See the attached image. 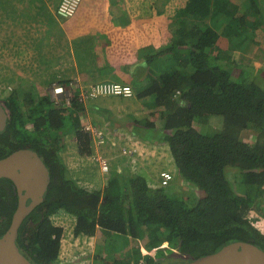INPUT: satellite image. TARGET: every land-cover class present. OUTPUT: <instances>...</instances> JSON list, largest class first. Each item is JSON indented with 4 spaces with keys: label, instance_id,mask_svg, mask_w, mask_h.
Listing matches in <instances>:
<instances>
[{
    "label": "trees",
    "instance_id": "obj_1",
    "mask_svg": "<svg viewBox=\"0 0 264 264\" xmlns=\"http://www.w3.org/2000/svg\"><path fill=\"white\" fill-rule=\"evenodd\" d=\"M175 1L173 11L164 12L168 0H136L145 8L139 15L171 17L179 36L144 57L147 65L158 59L175 62L153 80L149 71L150 86L137 96L155 94L160 103L175 83L182 84L175 90V110L163 117L159 129L181 179L196 195L177 187L174 178L167 186L149 184L150 169L137 166L140 152L119 157V167L110 166L102 186L88 179L79 184L61 153L70 137L78 156L93 153L91 139L81 128L84 102L74 94L70 105L63 100L56 104L48 94L28 90L18 98L12 90L2 100L8 113L0 131V158L31 151L48 170L43 201L24 217L17 235L19 247L36 264H91L89 250L65 252L61 241L95 234L102 240L97 252L112 255L107 264L139 262L141 251L130 248L131 239L142 240L147 250L157 248L154 255L141 256L143 264L203 259L231 241L264 249V233L249 219L264 206L258 200L264 196V82L254 76L255 62L242 66L229 55L230 62L222 43V35L230 48L249 38L264 54L259 5L264 0ZM192 17L197 22L186 29ZM197 117L203 119L204 131L195 128ZM145 125L156 128L153 122ZM245 129L255 131L252 142L242 138ZM16 206L12 181L1 178L0 236Z\"/></svg>",
    "mask_w": 264,
    "mask_h": 264
},
{
    "label": "crops",
    "instance_id": "obj_2",
    "mask_svg": "<svg viewBox=\"0 0 264 264\" xmlns=\"http://www.w3.org/2000/svg\"><path fill=\"white\" fill-rule=\"evenodd\" d=\"M85 1L72 18L63 19L56 14L52 0H0V16L2 11L14 7L20 11L21 19L16 25H8V21L0 17V33L6 32L7 42H20V58L26 59L23 63H27L29 68L26 76L21 78L34 82L37 88L43 84L49 96L50 85L55 81L64 85L72 83L71 88L67 87L75 95L100 81L129 84L133 90L129 98L102 96L85 101L84 118L90 124L107 130L108 138L115 139L116 143L131 144V137L142 141L144 135L136 134L134 123L147 126V122H153L156 128H160L163 117L175 110L174 99L177 96L174 93L182 89V84L175 83L172 93L160 103L155 94L137 95L150 86L149 71L153 73V80L175 61L169 60L168 65L162 64L160 59L151 65L145 62L144 57L156 51L157 44L151 28L152 16L139 15L145 8L141 4L136 5V0ZM144 26L149 28L145 30ZM84 44L88 46L85 47V55L89 62L80 67L74 52ZM15 55H19L18 52ZM152 112H157L155 117L151 116ZM163 136H159L157 141L148 140L150 145L142 149L149 148L151 154L157 149L166 152L168 146L163 142ZM156 162L160 164V160ZM177 179H181L179 173L174 177L175 183Z\"/></svg>",
    "mask_w": 264,
    "mask_h": 264
},
{
    "label": "rangeland",
    "instance_id": "obj_3",
    "mask_svg": "<svg viewBox=\"0 0 264 264\" xmlns=\"http://www.w3.org/2000/svg\"><path fill=\"white\" fill-rule=\"evenodd\" d=\"M158 1H160V4H161L162 2H165L166 0H158ZM57 2L58 0H52L53 8L56 6ZM85 2L87 1L82 0L80 6L84 5ZM167 3L166 4L164 3V6L166 7H164V9L162 10L164 12L167 11V9H171L173 11L176 5V1L168 0ZM259 5L261 8L262 16H264V6L261 4ZM13 8L14 7H12L9 10L1 12L3 15H1L0 17L2 18L3 21L4 19H6L8 21V25L11 23L12 25L13 24L16 25L17 22H20L21 20L20 11H17L18 9L16 8L13 9ZM28 9L29 8H27L26 10ZM169 18L171 17H168L167 15L164 16L163 14L155 13L152 16V20L150 19L151 24H152L151 28L154 34V38L156 40L155 44H157L156 48L166 45L168 43L167 42L168 39L170 40L179 39V36L176 33H174L176 21L170 20ZM53 19L54 18H51L50 20L53 21ZM193 19H194L193 17L191 19H187L188 26L186 27V29H191V26L193 25V23L197 22V20H193ZM1 28H3V26ZM5 34H6L5 31L3 35L0 33V106L3 108L4 112L7 114L8 111L3 107L2 100L4 96L10 93V91L15 90L16 96H18V98H22V95L27 90L39 96L47 94V90L43 88V84H41V88H37L38 85L34 84V82H28L24 80L23 78H21V76L22 77L26 76L27 72H29L28 71L29 68L27 67V63L26 64L23 63L26 59L20 58V42H9V41L7 42L4 37ZM222 38L224 39L222 43L224 45L227 44L226 46L227 48L226 47L224 48L222 47V48L223 50L227 51L225 55L228 57V59H229V55L230 56L235 55V60L233 62H236L237 64H241L242 66L249 65L251 62H255V66H254L255 75L254 76L255 78L264 82V54L260 52L258 45L248 38L240 42L239 43L240 45L236 46V48L235 47L230 48V42L228 41L227 36L222 35ZM3 40L5 42H3ZM76 43L77 42H75L74 45H76ZM82 47H84V49L81 50ZM82 47L80 49L79 47L75 48V52H74L75 58L77 59L78 63H80L79 64L80 67L89 62V59L86 56L87 51H85V47L88 48V46L84 44ZM17 52L19 55H15V53ZM177 57H180L181 59L184 58L183 54L181 53H179ZM229 61L232 62L231 59H229ZM260 67L263 69H261ZM130 77H133V76L130 75ZM8 87H10V89ZM71 93H74V92L71 91ZM176 95L177 94H175V96ZM50 96H51V93H50ZM156 114L157 112H152L151 116L155 117ZM83 116L85 117V114ZM84 117L83 119H86ZM202 121L203 119L201 118H198V117L195 118V128H197L199 131H204L205 129V126H203L204 121L203 122ZM134 124H136V126L134 127L135 132L142 133V135H144L142 136V141L140 145V148H141L140 154L137 156L138 158L137 166L138 167L145 166V168L148 167L150 169L151 172L149 173L150 174L149 179L151 180L148 181L149 184H151L152 186L158 184L159 182L158 168L166 169L170 171L174 177L177 176L178 172L173 163L172 156H171V153L168 147H167L166 152H162L160 149H157L155 150L154 154H151L149 148H145L144 149L146 150L145 152L142 149V147L144 146L148 147L150 145L149 144L150 140L157 141V138L163 135L162 130L159 128H149L148 126H142L139 123H134ZM134 124H132V126ZM105 132L107 133V130H105ZM255 134L256 133L254 130L245 129L242 131L241 136L244 140L248 142H252L255 139ZM154 147H158V146L155 145ZM98 151L107 156L112 155L113 147H111L110 143H108L107 145L100 147ZM61 155L63 157V160L66 166H68V168L70 169L69 174H71L73 177H76V179L78 180L77 182L79 184L85 183V181H81V179H88L90 180L89 182H91L92 180H95L99 182L97 184H101V186L104 184L105 175L99 171V168L95 160H93L91 157L84 158V157L78 156L75 151V143L71 137L67 139L66 146L64 148V151L61 153ZM148 156L150 158H148ZM156 160H160V164H157ZM111 163L115 168H117L119 167L120 162H119V159H116L115 161H112ZM185 183L186 181H183V179L176 180V184H178L176 185L177 187L187 189L191 192L192 195H196L197 190L195 188H192L191 190L188 187V185L186 186ZM259 199L261 201L264 200V196L259 197L258 200ZM249 219L255 227H257L262 233H264V206L263 207L260 206V208L256 212L251 213L249 215ZM131 240L132 242L130 244L132 247L130 248H133V250H135V247L139 248L141 253L144 254L145 256H148V255L152 256L155 254V250H147L145 248L142 240H140V243H138L137 239H131ZM106 241H107V236L105 235V237L103 238V243H105ZM101 242L102 240L100 239L98 234L97 235L95 234L93 237H81V238L70 237V238L62 239L61 241L63 245L62 247L64 248L65 252L70 251L72 249L77 250V251L81 249L89 250L92 253L91 264H107V262L111 260L112 255H110L111 257L110 256L108 257L104 254H100L101 252L99 253L97 252V247H99L98 245ZM120 251L123 253L122 250ZM113 255H114L113 257L116 259L124 258V257L119 258V253H118V256L115 253H113ZM141 256L137 264H143L144 257L142 258ZM132 259H134V256L132 257Z\"/></svg>",
    "mask_w": 264,
    "mask_h": 264
},
{
    "label": "water",
    "instance_id": "obj_4",
    "mask_svg": "<svg viewBox=\"0 0 264 264\" xmlns=\"http://www.w3.org/2000/svg\"><path fill=\"white\" fill-rule=\"evenodd\" d=\"M6 120L7 114L0 106V131L4 129ZM1 178L12 181L17 195V206L9 227L0 236V264H36L19 247L17 235L24 217L43 201L48 183L47 167L31 151L19 152L0 158ZM156 264H264V249L246 241H231L203 259Z\"/></svg>",
    "mask_w": 264,
    "mask_h": 264
},
{
    "label": "built area",
    "instance_id": "obj_5",
    "mask_svg": "<svg viewBox=\"0 0 264 264\" xmlns=\"http://www.w3.org/2000/svg\"><path fill=\"white\" fill-rule=\"evenodd\" d=\"M81 2L82 0H59L56 5V14L64 19L70 18L76 14ZM67 86L71 88L72 83L64 85L55 81L51 84V99H53L56 104L63 100L65 105H70V98L74 93H71ZM8 88L10 89V87ZM76 95L78 96L79 101L85 102L102 96L129 98L133 95V90L129 84L116 81H100L89 86L87 91ZM81 128L91 139L93 153L89 157L95 160L101 173H107L110 169L111 162L119 157L135 156L140 151L139 140L134 139V137H131V144L116 143L115 139V141H111L110 138H108L107 133L102 127L90 124L83 118H81ZM108 143L113 147V154L107 156L100 153L98 150L100 147L105 146ZM173 178V174L168 170H161L159 172V183L163 186L169 185Z\"/></svg>",
    "mask_w": 264,
    "mask_h": 264
},
{
    "label": "clouds",
    "instance_id": "obj_6",
    "mask_svg": "<svg viewBox=\"0 0 264 264\" xmlns=\"http://www.w3.org/2000/svg\"><path fill=\"white\" fill-rule=\"evenodd\" d=\"M59 1V0H58ZM58 3V2H57ZM55 10H56V7H55ZM56 12V11H55ZM73 17V16H72ZM72 17H70V18H72ZM68 19V18H67ZM51 87V86H50ZM11 92V91H10ZM51 93V92H50ZM175 94H177V93H175ZM51 97V96H50ZM139 140V139H138ZM140 142H141V140H139V145H140ZM140 152V151H139ZM111 165H112V163H111ZM104 174V173H103ZM106 174V173H105ZM174 177V176H173ZM157 248H154V250H156ZM141 255H143V256H145L144 254H142L141 253Z\"/></svg>",
    "mask_w": 264,
    "mask_h": 264
}]
</instances>
